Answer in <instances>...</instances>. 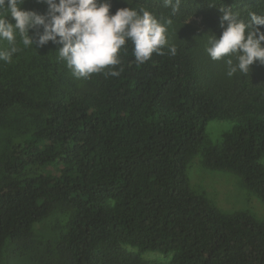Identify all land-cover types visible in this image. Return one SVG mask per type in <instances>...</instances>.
Returning <instances> with one entry per match:
<instances>
[{
    "label": "trees",
    "instance_id": "trees-1",
    "mask_svg": "<svg viewBox=\"0 0 264 264\" xmlns=\"http://www.w3.org/2000/svg\"><path fill=\"white\" fill-rule=\"evenodd\" d=\"M24 1V10L46 12L39 0ZM111 4L112 14L144 8L179 25L197 18L209 39L223 31L220 8L246 23L249 13L264 15V0H181L174 15L164 0ZM169 43L175 56L165 47L138 65L128 41L118 77L92 74L82 85L55 72L53 51L31 47L33 72L24 58L9 74L0 61V118L20 107L35 119L2 162L0 247L25 242L35 223L66 206L73 214L58 241L65 264H146L150 251L170 253L164 264H264V220L222 212L191 189L186 173L204 144L208 167L239 175L264 202V65L229 77L223 60ZM43 75L55 85L48 92L36 80ZM211 120L232 125L216 144L206 143Z\"/></svg>",
    "mask_w": 264,
    "mask_h": 264
},
{
    "label": "clouds",
    "instance_id": "clouds-1",
    "mask_svg": "<svg viewBox=\"0 0 264 264\" xmlns=\"http://www.w3.org/2000/svg\"><path fill=\"white\" fill-rule=\"evenodd\" d=\"M39 2L47 6L43 14L24 10V0H0V61L13 62L21 50L17 36L25 48L35 46L37 50L49 42L58 45V58L77 79H88L92 74L118 77L122 71L117 70L120 53L128 41L138 65L149 61L153 53L163 55L165 47L170 55L177 54L176 45L169 43L166 24L144 8L124 7L112 14L111 0ZM180 5L181 0H164L173 15ZM220 12L223 31L219 38L213 35L208 40L209 57L224 60L229 77L237 72L247 75L256 62L264 65V15L249 13L246 23L230 8H220Z\"/></svg>",
    "mask_w": 264,
    "mask_h": 264
},
{
    "label": "rangeland",
    "instance_id": "rangeland-1",
    "mask_svg": "<svg viewBox=\"0 0 264 264\" xmlns=\"http://www.w3.org/2000/svg\"><path fill=\"white\" fill-rule=\"evenodd\" d=\"M27 2L24 1L23 8L27 6ZM8 19L11 21V17H8ZM157 19L161 23L166 24L169 42L182 40L192 45L203 57L211 59L206 51L209 38L202 34L197 18H191L182 25L173 21L168 23L169 20L167 19ZM17 46L21 50L13 56L12 63H5L7 65L4 67L6 74L14 72L13 66L18 61L17 57L26 59V71H37L33 65H29L32 61L31 56L35 55L32 48H25L20 43L19 38ZM58 47V45L49 42L40 49L49 53L51 51L54 52L50 60L57 59L56 73L64 71L68 79L75 84L82 85L86 83L88 79L75 78L67 68L66 63L58 58ZM19 54L21 56H18ZM38 57H41V55ZM223 63L226 64L224 60ZM22 69L23 66L20 67V70ZM48 75L51 78L53 76L51 71ZM36 80L40 83V90L43 92H48L52 90L51 88H55V85L51 83L46 75ZM60 86L62 87L63 84L60 83ZM34 121L32 112L20 107L11 109L4 118H0V177L3 175L2 162L8 149L29 131ZM231 126L230 122L209 121L205 129L206 143H219L222 132L229 130ZM204 146L202 144L197 149L187 164L186 173L191 189L197 194L204 196L212 205L224 213L244 211L252 214L257 220L263 221L264 202L262 199L244 185L239 175L230 171L208 167L203 160L202 152ZM261 162L264 164V154L261 157ZM35 169L32 168L30 171ZM72 214L73 209L71 207H55L46 218L33 225L32 233L28 240L22 243L6 242L0 247V264H65L61 258L62 253L59 251L58 241L60 233L67 228ZM129 250L133 249L129 248ZM169 257L170 253L163 255L159 252L150 251L144 253L142 258L146 264H164Z\"/></svg>",
    "mask_w": 264,
    "mask_h": 264
}]
</instances>
